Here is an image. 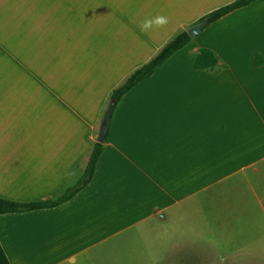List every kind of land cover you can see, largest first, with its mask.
Masks as SVG:
<instances>
[{
    "label": "rangeland",
    "instance_id": "1",
    "mask_svg": "<svg viewBox=\"0 0 264 264\" xmlns=\"http://www.w3.org/2000/svg\"><path fill=\"white\" fill-rule=\"evenodd\" d=\"M231 1L0 0V174L6 169L15 181L28 174L47 186L59 184L54 191L63 194L87 167L112 91L181 31ZM159 15L168 18L165 27L141 31L144 20ZM192 38L114 110L106 149L82 195L88 201L84 205L101 208L104 217H119L109 226L126 229L104 242V264L119 256L115 243L138 229L126 224L137 212L136 199L151 202L144 209L159 208L256 157L254 149H203L183 174L171 172L174 165L161 159L165 148L159 141L171 140L166 132L179 127L208 131L200 136L208 140L210 133L224 130V122L231 129L242 126L245 116L253 130L252 117L264 114V62L257 63V53L264 55V0L210 19ZM203 47L219 55L214 68L195 67ZM149 159L155 173L164 172L156 177L159 182L143 176ZM129 207L134 213L127 212ZM45 218V210L34 212L39 241L47 236ZM15 248L11 256L25 264L22 255L28 254ZM42 255H35L32 264H46ZM211 256V264H218L213 250Z\"/></svg>",
    "mask_w": 264,
    "mask_h": 264
},
{
    "label": "crops",
    "instance_id": "2",
    "mask_svg": "<svg viewBox=\"0 0 264 264\" xmlns=\"http://www.w3.org/2000/svg\"><path fill=\"white\" fill-rule=\"evenodd\" d=\"M242 119V126L235 129L224 122V130L210 133L208 140L200 137L208 131L184 127L165 133L171 140L159 141L165 148L161 159L164 164L174 165L171 172L175 174H183L196 165L197 151L203 149H254L256 157L200 189L157 206L159 208L144 209L151 202L143 204V199H136L133 207L137 212L134 213L133 207L128 208L127 212L134 214L126 224L128 228L138 229L124 235L132 238L115 243V253L120 254L115 261L111 259V264H211L212 250L218 264H264V114L252 117L256 125L253 130L247 125L246 116ZM232 143L238 146L224 145ZM148 144L152 146L156 142ZM152 161L149 159L148 165L142 168L143 176L150 183L159 182L156 177L164 172L155 173ZM5 170L0 174V196L26 201L61 195L54 191L59 184L47 186L46 182L32 181L34 176L28 174L22 181H15L16 177L7 175ZM47 182L54 183V180ZM90 186L91 183L58 206L0 214L6 219V223L0 224V239L7 253L19 246L21 255L28 254V257L22 255L25 264H32L34 256L41 253L47 259L46 264H104V242L123 234L126 229L125 226H109L113 220H119L118 216L104 217L101 208L84 205L88 201L82 195ZM41 210L46 211L45 241L34 239V212ZM105 229L111 230L105 232ZM9 237L11 241L6 244ZM131 249L138 252L139 258L143 256L145 262ZM200 253L204 254L199 256ZM9 257L17 264L11 254Z\"/></svg>",
    "mask_w": 264,
    "mask_h": 264
},
{
    "label": "trees",
    "instance_id": "3",
    "mask_svg": "<svg viewBox=\"0 0 264 264\" xmlns=\"http://www.w3.org/2000/svg\"><path fill=\"white\" fill-rule=\"evenodd\" d=\"M255 0H233L215 10L208 16L211 21L218 20L235 10L248 6ZM192 36L188 29L181 31L177 36L167 42L160 51L148 62L137 68L121 85L112 91V96L118 97L119 101L128 94L135 86L153 76L158 69L177 51L191 42ZM257 63L263 64L264 55L257 53ZM220 61L217 52L210 47H203L195 59L197 68H214ZM106 149L105 143L96 141L91 152L87 167L80 178L60 196L56 198L37 199V200H17L0 196V214L8 212H24L40 208L58 206L72 198L85 189L93 181L97 167ZM0 264H13L1 239H0Z\"/></svg>",
    "mask_w": 264,
    "mask_h": 264
},
{
    "label": "water",
    "instance_id": "4",
    "mask_svg": "<svg viewBox=\"0 0 264 264\" xmlns=\"http://www.w3.org/2000/svg\"><path fill=\"white\" fill-rule=\"evenodd\" d=\"M209 22H210V18H205L200 23H197L193 25L192 27H190L188 31L192 36H196L206 27V25ZM118 103H119V98L114 97V96L109 101L105 116L103 118V121L100 127L99 134L97 136V140L99 142L105 143L108 139V136L110 133V127H111L112 120H113V113Z\"/></svg>",
    "mask_w": 264,
    "mask_h": 264
},
{
    "label": "clouds",
    "instance_id": "5",
    "mask_svg": "<svg viewBox=\"0 0 264 264\" xmlns=\"http://www.w3.org/2000/svg\"><path fill=\"white\" fill-rule=\"evenodd\" d=\"M168 24V18L163 15L156 16L155 18L144 20L141 25V31L148 32L153 28H163Z\"/></svg>",
    "mask_w": 264,
    "mask_h": 264
}]
</instances>
